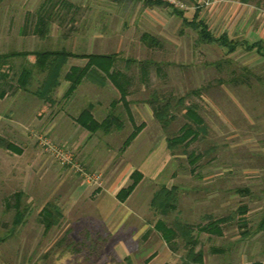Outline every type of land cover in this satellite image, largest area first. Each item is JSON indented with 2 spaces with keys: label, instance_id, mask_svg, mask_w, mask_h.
<instances>
[{
  "label": "rangeland",
  "instance_id": "1",
  "mask_svg": "<svg viewBox=\"0 0 264 264\" xmlns=\"http://www.w3.org/2000/svg\"><path fill=\"white\" fill-rule=\"evenodd\" d=\"M165 1L172 7L150 6L143 0H0V53L59 49L113 52L122 57L120 68L125 67L126 59H134L129 87L131 97L136 100V121H145L151 128L154 117L147 119L151 110L146 107L152 109L149 100L155 92L160 102L167 98L177 102L184 97V104L199 103V112L208 125L207 133L201 131L189 145L172 150L176 168L189 174L187 184L182 185L179 213L197 228L196 223L204 222L202 212L222 217L247 204L251 230L261 218L263 206L257 188L264 184V57L244 47L230 53L219 44L197 43V32L182 24L173 6L192 18L198 5L201 17L215 35L227 31L235 40L253 41L264 39V0ZM41 13L52 15L50 34L44 38L34 32ZM145 32L154 35L159 44L146 43L142 39ZM31 58L19 56L11 60L12 72L20 73L23 63ZM85 61L70 59L68 66L83 65ZM43 77L35 73L28 91L19 88L15 78L13 87L6 86L7 94L0 96V264H156L152 262L153 256H149L156 244L163 247L159 246L155 260L167 252L161 264H185L186 249L181 240L176 250H168L159 234L142 237L134 234L139 223L129 216L123 224L116 222V230L112 231L114 222L105 223L94 216L95 207L86 208L88 213L83 212L81 217L70 209L78 184L90 181L92 188L103 183L104 168L88 163L97 154L92 152L101 148L99 160L102 156L104 160L107 153L106 168L111 169L124 148L120 140L108 144L97 140L74 142L68 135L61 139L53 131V117L61 110L77 114L76 110L95 102L96 95L106 97L108 102L118 100L119 93L111 83L102 90L85 80L72 96L65 97L68 83L62 81L54 92V101L46 102L34 93ZM179 109L171 127L164 129L167 136L180 133L188 121L182 106ZM58 128L64 130L63 126ZM128 133V125L123 126L119 139H125ZM146 136L149 134L136 141L127 154L130 156L136 150V164L151 151L149 144L141 148ZM96 162L100 163L97 159ZM169 167L172 165L165 166L164 174ZM214 170L220 174H214ZM84 173L89 174V180ZM98 174L99 179L92 178ZM185 186L194 191L208 189L209 193L222 189L225 199L228 191L232 196L235 187H249L253 196L236 192L226 208L215 202L200 208L195 198L204 192L187 194ZM20 194L22 198L17 205ZM87 195L82 196L81 207ZM145 196L141 194L139 198ZM49 201L56 202L64 216L46 230L40 217ZM19 206L27 213L24 222L15 227ZM177 213L166 219L171 223ZM223 228L226 233L222 236L202 234L196 229L205 248L203 264H222L226 254H230L234 263H240L248 250L257 255L256 260L263 258L260 255L264 249L263 234L244 238L236 220ZM212 247L225 252L218 255L212 252Z\"/></svg>",
  "mask_w": 264,
  "mask_h": 264
},
{
  "label": "trees",
  "instance_id": "2",
  "mask_svg": "<svg viewBox=\"0 0 264 264\" xmlns=\"http://www.w3.org/2000/svg\"><path fill=\"white\" fill-rule=\"evenodd\" d=\"M121 1V0H114ZM145 4L150 6H167L172 7V4L165 0H143ZM180 1V0H179ZM189 1L190 3L196 0H181ZM244 3H250L252 0H240ZM197 5V4H196ZM72 6V5H70ZM174 13L182 18L183 24L187 27L193 28L198 35L197 43H208V44H219L225 46L229 49L230 53L237 51L239 47H244L247 51H257V53L264 57V40H258L256 42L250 43L248 40H235L230 38V36L225 32L221 35H215L209 27L208 22L201 17L200 6L197 5L194 17L190 20L184 16L183 10L175 8L173 6ZM52 24V15L41 13L37 16L36 25L34 27V32L40 35L42 38L50 34ZM142 39L150 44H159L158 39L145 32L142 35ZM28 57L31 56V60L27 59V62L23 63V67L20 73L16 74L12 72L14 67H12V61L16 57ZM70 59H85L83 65L72 64L69 65ZM122 57L119 53H87V52H73L67 49L59 50H36L33 52H9L0 53V96L4 97L7 94L6 86L13 87V82L16 78L18 87L26 91L29 90L30 80L34 77L35 73L43 74V81L41 85L34 92L36 96L46 102H53L54 92L60 87L62 81H67L68 87L65 92V97L72 96L78 87L87 80L93 85L102 88L111 82L112 85L117 89L120 99L126 106L129 105L127 96L129 94V84L131 77L127 76L125 72H130V68L135 62L134 59L128 58L125 60V67L120 68L118 64ZM29 61V62H28ZM185 98L180 97L177 102H173L170 98L166 100L157 99L156 92L152 99L149 100L153 106L154 116L161 123L165 130H168L173 124L174 120L177 118L176 111L182 106V112L188 121L180 128V133L168 137L169 147L172 150L177 146H187L194 140L199 132L207 133L208 125L206 124L203 116L200 114V104L190 103L184 104ZM180 110V109H179ZM78 123L87 129L91 133H95L98 130L109 131L113 127L123 124L122 119L119 115L114 112H110L104 119L98 121L94 118L90 107H84L82 112L77 118ZM145 126V123H141L134 127V131L126 139L123 147L129 145L133 138L138 134V132ZM7 146H12L7 143ZM132 183L119 191L117 197L124 201L132 193L135 187L138 185L142 176L138 172H134L132 175ZM181 188L179 185L161 186L153 195L151 206L158 216L156 220L155 227L161 233V236L165 239L168 245L176 250L181 240L186 249L183 262L185 264H200L204 262L205 248L200 242L198 236L196 235V229L200 232L217 233L216 235L222 236L223 229L221 225H227L233 220L237 221L238 225L243 229L244 238L255 236L258 234L264 235V205L262 206L261 218L257 222L256 226L250 230V219L248 217V212L250 211V206L247 204H242L237 209H233L230 214L222 217H215L211 213H207L203 220L204 222L196 223V226L189 223V220L184 218L181 213H179V205L181 203L182 195ZM187 194L192 190L188 186H185ZM208 190V189H207ZM196 190L194 192L202 191L209 193L210 190ZM228 194H231L228 191ZM236 192H246L253 196L251 188H234L232 193ZM260 197V196H259ZM22 194L18 196V202L21 201ZM177 213L174 216L172 222L170 223L166 218L173 212ZM27 211L21 206L18 207L14 226L24 222ZM63 212L59 205L54 201H49L43 207L41 211L40 222L45 226L46 230L51 229L53 226L57 225L63 218ZM210 234V236H211ZM214 235V234H212ZM263 235H261L263 237ZM260 240V238H259ZM199 247V248H198ZM198 248V249H197ZM212 252L218 255L224 253V249L212 247ZM224 256L223 264L234 263L230 260V254ZM261 257L264 258V249L261 252ZM257 255L245 252L243 260L252 261ZM228 258V259H227ZM253 264H262L259 260L255 261Z\"/></svg>",
  "mask_w": 264,
  "mask_h": 264
},
{
  "label": "crops",
  "instance_id": "3",
  "mask_svg": "<svg viewBox=\"0 0 264 264\" xmlns=\"http://www.w3.org/2000/svg\"><path fill=\"white\" fill-rule=\"evenodd\" d=\"M195 11L193 13V17ZM185 17L187 18V16ZM192 18H188V19L191 20ZM182 24H183V20H182ZM225 32L228 34L227 31H224L222 33ZM241 40H248L250 43H253L258 40H264V39L258 38L251 41L249 38H243ZM125 74L131 77V81H130L131 84L133 79L131 72H125ZM108 83L105 87H102L100 89L104 90L106 89V87L109 88ZM88 89H92V87H88ZM113 89L117 91V89L114 86ZM111 91L113 90L111 89ZM131 93H132V88L129 87V94L127 96V100L129 101L128 106H126L122 101H119L120 95L118 97V100H112L111 102H108L106 97H104V99H101L102 93L100 94L101 96L96 95L95 102H91L90 105L87 106L91 108V112L93 113L94 118L97 119L98 121L104 119L110 112H114L115 114L121 117L123 124H119V126L117 127L115 126L109 131L98 130L95 133H91L87 129L82 127L78 123L77 118L84 109V107H81L80 110H76L77 114L75 115L72 114V112L66 113L64 110H61L53 117L52 128L54 133H57L58 136L61 137V139L65 138V136L68 135L70 141L72 140L74 142L75 141L91 142L97 140L99 143L104 141V143L107 142L108 144L109 143L112 144L114 140H118V142L121 141V143L124 144L126 139L134 131V127L136 126V124L140 125L141 123L144 122L145 126L138 132V134L133 138V140L129 143V145H127L126 147H123L124 145L122 146V148H124V152L120 156V158H118V160L115 162L114 166L111 169L106 168L108 167L106 160V158H108L107 153L106 155H104L105 156L104 160L102 159L103 156L99 160L98 156H100L101 154V150H100L101 148H99L97 152H92L97 154L91 156L88 163L89 164L91 163V165L93 166L94 164L101 165V167L104 168L105 171L101 172V174H103V179H102L103 186L99 185L100 186L99 187L97 184H95L91 188V186L93 185L92 182L86 180H84V183L78 184L75 195L74 197H72L70 202V207H71L70 209L75 211L81 217V215H83V212L84 214L88 213V210L86 208L95 207L96 210L92 212L94 216L96 215L99 216L105 223L114 222L111 223V224H115L112 231L116 230V222L117 224L119 222L120 224H123L126 220H128L127 218L129 216V219H133L134 222H137V224L139 223L137 227L134 229L133 232L134 234H138L140 237H142L145 234L161 235V233L155 227L156 220L158 219V217L161 216H158L151 206L153 195L163 185L166 186L179 185L181 188H183L182 185L187 184L186 183L188 180L187 176L189 174L188 172L181 171V169L176 168V161L173 159L172 151L169 147V142H168V137L170 136H167L164 133L165 131L161 123L155 118L153 107L152 109L149 106L146 107V109L151 110L150 114L148 113L149 118L147 119H151L152 117H154L153 120L150 121V123L153 124L152 128L148 126V124L145 121H141V122L136 121V100H134V98L131 97ZM66 120L68 122L65 123ZM125 125H128L129 133L125 139L124 137L123 138L121 137L119 139V132L122 129V127ZM58 126H63L64 130H59ZM56 127L58 128L57 132H55ZM145 133L149 134V136H146L147 139L143 140L142 142L143 146H141V148L144 147L145 144H149L151 151L147 156L138 159L136 164V150L130 156H128L127 154L129 153V151H131V149H134V145L136 141L142 139ZM96 159L97 161H100V163H97ZM168 164L172 165V167H169V170L166 172V174H164L166 171L165 166H167ZM216 170H214L213 173L220 174V171L216 172ZM134 172H138L142 176V179L135 187V189L132 191V193L128 196V198L122 201L117 197V194L121 189L128 187L132 183L133 181L132 175ZM163 174L164 176H162ZM226 189L230 190V188H225V190ZM257 189H259L261 193L262 196L261 202L264 205V184L260 185ZM221 190L217 189L211 193L208 194L205 193L203 196H198V198L196 197L195 199L197 206L203 208L205 207V205L207 206L208 203L215 202L217 203V205H219L220 208L228 207L231 203L230 200L234 199L236 195L235 193H232V196L231 194H228V196L226 197L227 199H225L224 198L225 193L224 196H222ZM137 193H139V195ZM85 194L88 195L84 198L83 200L84 204L81 207L79 204H81L82 196ZM141 194L146 195L144 199L139 198ZM108 199L110 204H108ZM82 208L84 209V211L83 210L81 211ZM120 214L121 216L117 217V215ZM206 214H207L206 212H202L201 217H204ZM223 226L224 225H221L223 229L222 234H225L226 232ZM201 233L211 234L209 232H201ZM212 234H217V233L214 232ZM257 236H260V234H258ZM258 238H255V242L258 241ZM162 239L164 243L165 239L163 237ZM261 239L263 243L262 246L264 248V238ZM165 244L167 247L166 249L171 250V247L168 245L166 241ZM159 246L163 247L161 244H156V249L149 255V256H153L154 259L152 258L153 259L152 262L156 264L163 263L165 258H167L166 255L167 252H164L162 256L159 258V260L158 259L155 260L154 256L157 250L159 249ZM248 252L253 254L249 250ZM255 261L257 260L256 259H253L252 261L243 260L240 263H228V264H253ZM259 261L262 264H264V258L260 259Z\"/></svg>",
  "mask_w": 264,
  "mask_h": 264
},
{
  "label": "built area",
  "instance_id": "4",
  "mask_svg": "<svg viewBox=\"0 0 264 264\" xmlns=\"http://www.w3.org/2000/svg\"><path fill=\"white\" fill-rule=\"evenodd\" d=\"M85 174V177L87 178L88 177V173H84ZM101 177V175L100 174H98V175H93L92 176V178H94V179H99ZM88 180H89V177L87 178Z\"/></svg>",
  "mask_w": 264,
  "mask_h": 264
}]
</instances>
